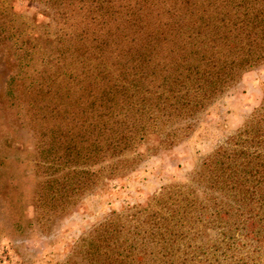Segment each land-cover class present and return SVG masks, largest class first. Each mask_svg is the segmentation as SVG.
<instances>
[{
	"label": "trees",
	"instance_id": "trees-1",
	"mask_svg": "<svg viewBox=\"0 0 264 264\" xmlns=\"http://www.w3.org/2000/svg\"><path fill=\"white\" fill-rule=\"evenodd\" d=\"M64 1L60 36L67 50H91L98 65L107 69L110 62L120 76L88 75L78 102L43 119L35 136L39 224L134 171L151 137L173 147L198 114L264 61V0ZM192 180L217 194L208 199L214 210L201 231L221 237L203 261L186 255L174 263L178 239L157 233L159 224L170 223L165 216L128 235L116 215L65 264H264V97ZM180 213L171 216L175 225L192 211ZM158 238L166 247L150 249Z\"/></svg>",
	"mask_w": 264,
	"mask_h": 264
},
{
	"label": "rangeland",
	"instance_id": "rangeland-1",
	"mask_svg": "<svg viewBox=\"0 0 264 264\" xmlns=\"http://www.w3.org/2000/svg\"><path fill=\"white\" fill-rule=\"evenodd\" d=\"M67 8L64 0H0V264H65L77 259L76 246L116 215L128 235L140 233L134 228L140 223L149 229L165 216L170 223L159 224L157 233L178 239L172 245L178 250L174 263L186 255L203 261L221 237L218 231H201L214 210L208 199L217 194L195 185L192 178L261 105L264 61L198 114L173 147L160 146L151 137L140 147L143 159L134 171L99 185L70 212L39 224L35 136L43 119L51 110L59 115L58 110L78 102L88 75L104 73L109 81L120 76L112 63L107 69L98 65L91 50H67V37L60 36L64 20L59 18ZM163 192L164 201L155 203L153 197ZM184 209L192 214L175 225L171 216L181 217ZM160 239L150 249L166 247Z\"/></svg>",
	"mask_w": 264,
	"mask_h": 264
}]
</instances>
